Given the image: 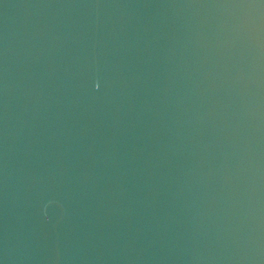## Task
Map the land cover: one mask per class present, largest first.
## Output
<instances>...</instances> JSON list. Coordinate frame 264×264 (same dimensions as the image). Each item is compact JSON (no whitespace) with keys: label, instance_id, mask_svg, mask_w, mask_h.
I'll return each instance as SVG.
<instances>
[{"label":"water","instance_id":"obj_1","mask_svg":"<svg viewBox=\"0 0 264 264\" xmlns=\"http://www.w3.org/2000/svg\"><path fill=\"white\" fill-rule=\"evenodd\" d=\"M0 264H264V0H0Z\"/></svg>","mask_w":264,"mask_h":264}]
</instances>
